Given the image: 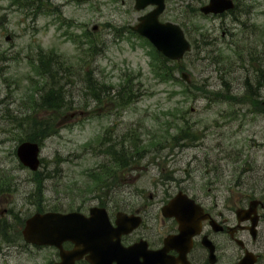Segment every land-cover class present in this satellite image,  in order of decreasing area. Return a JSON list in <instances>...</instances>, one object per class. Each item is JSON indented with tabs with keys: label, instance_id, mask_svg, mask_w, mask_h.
Listing matches in <instances>:
<instances>
[{
	"label": "rangeland",
	"instance_id": "374dc122",
	"mask_svg": "<svg viewBox=\"0 0 264 264\" xmlns=\"http://www.w3.org/2000/svg\"><path fill=\"white\" fill-rule=\"evenodd\" d=\"M206 1L167 0L161 19L179 24L192 43L183 60L170 64L172 78L170 65L160 67L151 47L130 32L144 14L134 0H0V175L9 177L1 209L8 205L23 221L37 204L43 212L109 202L132 210L140 196L149 200L157 193L159 200L176 187L189 155L218 160L227 172L244 168L247 155L264 161V114L248 108L256 99L246 96L247 83L253 86L258 77L264 99V0H250L254 12L244 30L229 17L201 16L196 9ZM223 22L238 36L223 37ZM50 57L68 70L61 79L66 107L55 114L35 105L49 81L37 69L41 58ZM87 78L108 86L113 97L122 88L135 97L124 108L97 103ZM29 114L53 127L41 143L39 184L16 155L26 133L12 117ZM125 151L127 167L113 156ZM114 185L120 188L110 190ZM233 191L246 193L244 186ZM6 220L0 264H49L54 253L24 247L21 235L11 232L14 215ZM230 250L239 251L236 245Z\"/></svg>",
	"mask_w": 264,
	"mask_h": 264
},
{
	"label": "flooded vegetation",
	"instance_id": "af4514ba",
	"mask_svg": "<svg viewBox=\"0 0 264 264\" xmlns=\"http://www.w3.org/2000/svg\"><path fill=\"white\" fill-rule=\"evenodd\" d=\"M210 1L207 0L200 7L205 8ZM229 1L231 9L221 14H208L210 16L207 17L221 21L229 17L232 23L242 30L246 29L254 12L251 1ZM151 9L153 8L147 12ZM224 23L226 22H223L222 27ZM230 35L238 36L226 28L223 37ZM253 106L260 114H264L260 102L248 103V108L253 109ZM247 157L244 168L227 172L220 169L218 160L213 162L206 157L189 155L184 177L175 179L177 186L170 188L171 190L166 189L159 200H156L160 197L157 193L150 194L149 200L140 196L134 209L126 211L114 202L78 208L77 212L87 216L93 208L104 209L111 222L112 232L106 234L108 238L105 241L92 242L87 251L75 258L73 264H235L245 254L255 260L254 264H264V161L259 163V155ZM193 163L196 166H192ZM242 175L245 177L244 181ZM242 186L246 193L236 196L233 190ZM113 188L118 190L120 187L114 185ZM198 188L202 192L196 194ZM176 189L177 193H174ZM222 190H226V193L223 194ZM175 194H180L184 199L183 203L191 214L188 218L197 222L192 227L195 232L192 238H189L188 233L180 236L177 220L164 213V208ZM1 207L0 205V218H4L9 210L7 205L3 209ZM120 213L139 218V224L131 232L117 238ZM219 236L225 238L223 243ZM234 245L238 252L230 250V246L234 248ZM31 247L36 251L51 250L54 254L49 264L61 261L60 251L55 247ZM76 248L82 249L83 246L77 247L72 242L63 244L65 251ZM127 248L130 249L124 250Z\"/></svg>",
	"mask_w": 264,
	"mask_h": 264
},
{
	"label": "water",
	"instance_id": "95a60500",
	"mask_svg": "<svg viewBox=\"0 0 264 264\" xmlns=\"http://www.w3.org/2000/svg\"><path fill=\"white\" fill-rule=\"evenodd\" d=\"M136 8L144 9L149 4H157L158 8L148 15L140 18V24L134 27L142 35L150 39L156 48L172 60H180L185 53L190 50V44L184 36L183 30L176 24L159 22V16L164 10V0H136ZM230 4V5H229ZM232 5L229 0H211L209 6L202 8L205 14L210 12L222 13L231 9ZM183 78L189 79L188 74H183ZM39 146L36 143L25 142L18 148V156L20 160L32 170H37L40 164L38 159ZM175 205H178L175 204ZM181 205L180 214L166 213L167 216H175L180 224L181 234L187 229L188 208L183 202ZM169 207H172V203ZM168 207L164 208L167 212ZM130 220V218H128ZM106 228V224L96 222L94 218L87 219L80 214L72 213L64 215L61 213L36 214L27 221V226L24 230V238L28 243L39 245H55L61 247L64 241L86 239L87 234L91 232H101ZM93 238V236L91 237ZM68 256H66L67 258ZM65 258V255H64ZM255 260L246 254L244 258L237 264H254Z\"/></svg>",
	"mask_w": 264,
	"mask_h": 264
},
{
	"label": "trees",
	"instance_id": "16d2710c",
	"mask_svg": "<svg viewBox=\"0 0 264 264\" xmlns=\"http://www.w3.org/2000/svg\"><path fill=\"white\" fill-rule=\"evenodd\" d=\"M157 63L162 68H166L168 64H176L175 62L169 61L166 58H164L162 55L158 54L155 55ZM51 57L48 59L47 62H45L42 58L40 60L37 72L38 74L43 78H48L49 81L46 82L41 88H40V96L38 101L35 103L37 108L43 109L45 111H49L52 114H55V112H58L60 109L64 108L66 105V96L67 91L64 90L61 79L64 77L65 74L68 73L67 68L65 67V64H56L54 61H51ZM168 70L172 71V78L174 76V66L170 67L168 66ZM261 69L259 70V75L262 73ZM258 75V76H259ZM86 81L89 84V89L91 91V94L94 98V100L97 103L106 104V102L111 103L113 102L114 105L117 107H126L129 104L132 103L133 97H135V94L127 89L122 88L119 91L116 92V94L111 96V93H108L106 91V88L108 86L106 85H100V83L95 80L93 82L96 83H89L90 79L87 78ZM261 79L258 81L257 79L254 81L253 86L251 85V82L247 83V86L250 88H253V92H256V87L261 86ZM257 96V95H255ZM36 99V97H34ZM31 99L32 96H31ZM33 101V100H32ZM13 122L17 127L21 130H23L26 135L23 140H31V141H37L42 142L44 139H46L49 134L53 131V127L46 122H39L37 119L33 117V115L29 114L25 117H23L21 120H18L16 117H12ZM48 122V121H47ZM55 127V126H54ZM56 130V128H54ZM183 137L186 135H182ZM129 153L125 151L122 154V158H120V155H113L114 160L116 161L117 165L127 167L130 164V159L128 157Z\"/></svg>",
	"mask_w": 264,
	"mask_h": 264
}]
</instances>
